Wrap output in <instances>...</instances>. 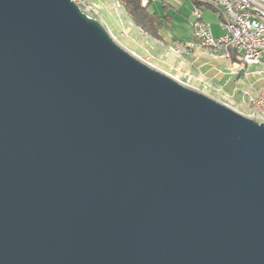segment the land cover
Wrapping results in <instances>:
<instances>
[{
  "label": "water",
  "instance_id": "1",
  "mask_svg": "<svg viewBox=\"0 0 264 264\" xmlns=\"http://www.w3.org/2000/svg\"><path fill=\"white\" fill-rule=\"evenodd\" d=\"M0 264H264V122L0 0Z\"/></svg>",
  "mask_w": 264,
  "mask_h": 264
},
{
  "label": "crops",
  "instance_id": "2",
  "mask_svg": "<svg viewBox=\"0 0 264 264\" xmlns=\"http://www.w3.org/2000/svg\"><path fill=\"white\" fill-rule=\"evenodd\" d=\"M96 1L99 5L100 17L108 28L107 30L124 49L137 54V56H145L148 53L152 54L154 56L152 60L153 65L168 74L176 75L180 81L185 84L187 83L188 86L196 88L225 103L227 101L238 102L240 105H243V110L250 109L246 105L249 106V96H254L250 94L252 93V89L255 90L253 87L254 81L252 80H264V74L258 73L259 70L261 71L258 65H249L246 70L247 74H244V71L235 74L233 72L237 69V61L234 58L223 59L213 57L207 51L198 50L197 48L193 52L182 55L170 54L165 51V47L171 45L173 42L169 43L168 39H165L163 30H161L163 26L159 28L158 38L151 37L131 21L118 0ZM148 1L150 3L155 0ZM176 1L182 2V0ZM218 13L219 23L214 29L210 26L214 36H219L223 33L221 26L222 16L219 10ZM166 16L169 17V21L170 16ZM192 30L191 26V41L194 40ZM260 87H258V90ZM245 97L247 100L246 105H244L246 102Z\"/></svg>",
  "mask_w": 264,
  "mask_h": 264
},
{
  "label": "built area",
  "instance_id": "3",
  "mask_svg": "<svg viewBox=\"0 0 264 264\" xmlns=\"http://www.w3.org/2000/svg\"><path fill=\"white\" fill-rule=\"evenodd\" d=\"M80 8H88L86 5L76 0ZM201 4L216 7L221 13V26L223 33L214 36L210 29L209 35H204L205 40L211 41L214 47L222 49L223 40H230L232 48H242L248 50V60H259L264 63V0H195ZM142 3L148 5V0H142ZM90 11H94L90 9ZM192 13H200L195 8ZM203 26L201 22L193 21L192 28L202 33ZM185 52V51H184ZM223 55L230 56V59H238L232 56L231 51H223ZM239 73L242 70L240 67ZM248 103H260L264 107V88L263 84L259 88L257 95L249 96Z\"/></svg>",
  "mask_w": 264,
  "mask_h": 264
},
{
  "label": "rangeland",
  "instance_id": "4",
  "mask_svg": "<svg viewBox=\"0 0 264 264\" xmlns=\"http://www.w3.org/2000/svg\"><path fill=\"white\" fill-rule=\"evenodd\" d=\"M80 3L83 4V5L89 6L91 9H93L94 10L93 11V14H94L93 18H96L97 20H99V22H101L104 25L106 30L108 29L106 27L104 21L100 17V12H99L100 9H99V5L97 4L98 2L96 0H80ZM164 4H165V8H164ZM143 6H145V5H143ZM195 8L196 7H195V5L193 3V0H182V2H179V1H176V0H155L154 2H150L148 4V9L150 11L156 12L160 16H165V15H169L170 16V19H169V21H167V24L164 25L163 28L161 29V30H163V35H164L165 39H168L169 43L173 42L171 45H168V46L165 47L166 48V50H165L166 52H168L170 54L182 55L184 53L193 52V50L197 48L198 50L201 49V50L207 51L208 54H210L213 57L220 58L219 56L211 54L205 48H201V47L195 46V44H196V40L195 39L193 41L190 40L191 26H192V22L195 19V17L193 16L192 12H193V10ZM198 10L200 11V15H201V18L203 19V21L208 23L211 26V28L214 29V27L219 23V15H218L219 13H218V11H216V10L212 9L211 7H208V6L204 5V4H201L200 8H198ZM109 34H110V32H109ZM192 35H193V30H192ZM193 38H194V36H193ZM192 44H194V45H192ZM184 50H185V52H184ZM128 52H130V51H128ZM130 53L133 56L137 57L142 62H144L145 64H147V65H149V66H151V67H153V68H155V69H157V70H159V71H161V72H163L165 74H168L165 71H163V70L157 68L155 65H153V61L152 60H153L154 56L152 54L148 53L145 56H137V54H135V53H132V52H130ZM232 54H233L232 56H236L234 51H232ZM235 60L237 61V67H239V64H240L239 60H237V59H235ZM258 66L261 68V71L259 70L258 73L261 72V73L264 74V67L260 66V65H258ZM244 70H245V72H247L246 71L247 68L244 69ZM233 73L239 74V69L237 68L236 71H234ZM168 75L171 76L172 78H174L175 80H177L178 82L188 86L187 83L185 84L182 81H180L177 78L176 75H171V74H168ZM252 81H254L253 82V87L255 88V90L252 89V93H250V94L251 95H255V94L257 95L258 87H260V85L262 83L264 84V80H259V81L252 80ZM188 87H190V86H188ZM263 87H264V85H263ZM191 88H193V87H191ZM193 89H196V88H193ZM256 89H257V91H256ZM245 101L246 102L244 103V105L247 104L246 97H245ZM220 102H222V101H220ZM223 103H225V102H223ZM225 104H227L229 106L231 105L230 107H232L236 111H238V112H240V113H242V114H244V115H246L248 117H249L250 111L252 110L251 105H249V106L246 105L250 109L243 110L242 109L243 105H240V103H238V102L227 101V103H225Z\"/></svg>",
  "mask_w": 264,
  "mask_h": 264
},
{
  "label": "bare ground",
  "instance_id": "5",
  "mask_svg": "<svg viewBox=\"0 0 264 264\" xmlns=\"http://www.w3.org/2000/svg\"><path fill=\"white\" fill-rule=\"evenodd\" d=\"M73 1L79 6V4L76 0H73ZM140 2L142 5H145L144 3H142V0H140ZM87 7L88 8H81V9L84 12H86V14H88L89 16L94 17L93 11H90L91 8L89 6H87ZM192 14L195 17L194 21L201 22L202 24H208V23L203 21L200 13H192ZM209 34H210V26H203L202 27V33L199 32L197 29H193V36H194V39L196 40V44L194 43L195 46L205 48L211 54L219 56L220 58H223V59L224 58H226V59L230 58V56L223 55V51H231V49H232V51H234V53L238 57V60L240 62L239 67L242 70L246 69L249 65H260V66L264 67V63H260L259 60H250V61L248 60V58H247L248 57V50H242V48H232V42L230 40H223L222 49L218 48V47H214L211 41H207L204 38V35H209ZM194 44H192V45H194ZM250 105L252 107V111L249 113V117L253 118L259 122H261V121L264 122V107L261 106L260 103H250Z\"/></svg>",
  "mask_w": 264,
  "mask_h": 264
},
{
  "label": "trees",
  "instance_id": "6",
  "mask_svg": "<svg viewBox=\"0 0 264 264\" xmlns=\"http://www.w3.org/2000/svg\"><path fill=\"white\" fill-rule=\"evenodd\" d=\"M118 2L137 27L151 37H159V28L167 24L168 16L157 15L148 9V5L143 6L140 0H118ZM193 3L196 8H200V2L193 0ZM206 6L218 11L216 7L210 5Z\"/></svg>",
  "mask_w": 264,
  "mask_h": 264
}]
</instances>
